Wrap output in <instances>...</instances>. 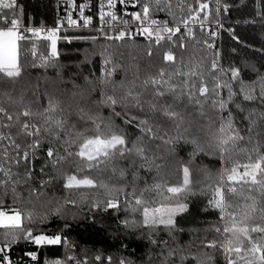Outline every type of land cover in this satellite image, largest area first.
<instances>
[{
    "label": "snow or ice",
    "instance_id": "snow-or-ice-1",
    "mask_svg": "<svg viewBox=\"0 0 264 264\" xmlns=\"http://www.w3.org/2000/svg\"><path fill=\"white\" fill-rule=\"evenodd\" d=\"M66 3L69 7L65 9L64 17L55 27L46 28L43 24H25L23 8L17 0H0V85H15L26 75L29 67L55 68L62 83L60 72L64 66L59 62L60 40L66 43L74 40L95 43L103 39L138 47L136 40L143 37L146 41L144 54L149 58L145 65L148 74L140 79L137 69L130 79L128 68L115 59L123 58L124 53L119 48L110 51L113 48L110 43L101 45L98 52L86 53V60L92 54L102 58V75L90 73L92 79L82 77L84 87L74 85L80 90L73 93V97L78 95L80 100L85 101L84 107H78L80 119L91 125L83 131H75L74 135L71 131L65 132V121L53 119L52 114L59 108L58 101L53 97L48 98L43 110L35 112L31 106L11 111L0 101V229L3 230L0 231V264H20L10 253L13 246L21 242L36 246L37 250L27 251L25 255L38 264L39 249L47 246L74 247L67 241L64 232L71 227L64 209L75 207L78 203L76 199L65 195L63 203L58 204L54 212L44 214L28 210L25 215L15 207L25 194L28 203L40 201L54 180L63 181L61 187L66 194L81 189L96 190L91 192L90 200L88 193H80L79 201L89 202L90 211L103 207L104 211L111 209L118 213L122 203L120 195L124 194V210L129 216L119 222L125 228H146L153 233L163 226L169 235L180 231L177 217L188 212V197L197 194L192 187L189 166H182V179L173 185L167 182L146 183L139 194L135 186V181L140 179V168L154 169L159 174L165 163L161 155L162 146H166L165 151L169 155H174L175 146L180 142L193 145L191 161L200 153L219 154L221 161L215 184L208 183L199 193H211L208 205L220 213V223L212 225L211 230L222 239L202 241L203 247L211 249L213 254L193 255L192 259L196 264H215L214 253L218 252L226 264H264V206H260L257 195H253L257 193L264 197V127L254 130L258 120L264 122V111H247L245 119L249 121V128L245 136L241 135L242 129L236 126L229 107L234 102L233 98L240 94L244 101L264 105V76L249 83L239 67L230 66L226 70L220 63L215 40L224 27L221 16L232 5L226 0H176L174 9L171 0H107V4L99 0L98 35L69 36V29L87 28L92 24L93 17L85 14L88 4H77L76 0H66ZM213 3L215 7H212ZM118 5L123 6L119 16L111 11ZM129 5H139V10L126 12ZM106 7L110 10L105 11ZM73 10L77 13L76 18H73ZM160 11L171 17V26L168 20L154 18V14ZM257 14L264 18V14ZM125 16L128 18H123ZM133 24L136 25L134 29L130 27ZM226 30L238 39L233 29ZM190 44L193 45L191 50ZM153 49L156 50L155 57ZM176 50H179V56ZM197 52L211 53V56L208 58L201 54L197 59ZM156 59L161 61L159 65ZM122 67L124 78L117 81L113 77ZM251 70L256 71L254 66ZM176 77L184 79L174 84L172 81ZM56 83V80L52 81L53 85ZM234 84L237 85L235 89ZM97 90L101 98L94 100L92 94ZM0 97H7L13 105L22 104L24 90L21 88L19 100H13L11 93L3 90H0ZM235 106L241 112L245 111L239 103ZM101 107L111 109L110 116H102L99 112ZM193 114L195 120L192 119ZM114 118L139 130L135 141L128 139L127 133L115 124ZM193 126L195 132L192 131ZM70 127L75 129V125ZM63 135L68 138H62ZM53 140L58 143L54 144ZM242 141H246L250 148L238 147ZM237 151L244 154L247 162L234 159ZM117 158L127 161L128 168L135 169L130 192H126V186L116 187L97 178V174L114 173L116 169L112 164ZM36 161H39V167ZM228 161H232L231 166H228ZM73 168L74 171H69ZM128 168H120L121 179H126ZM210 179L211 174L205 171V180ZM100 189L103 190L102 196ZM153 190L160 197L158 201L145 198V193ZM9 196L10 202L6 201ZM41 206H44L43 202ZM136 213H139V220L135 217ZM49 215L54 219H65V223L51 233L46 228ZM149 241L152 245L158 243L151 236ZM159 244L169 249L162 260V264H167L175 249L163 239ZM102 259L104 264H113L111 256L94 257L97 264ZM186 259L188 257L182 255L181 264ZM43 264H88V260L72 254L44 261ZM115 264L135 262L119 257Z\"/></svg>",
    "mask_w": 264,
    "mask_h": 264
},
{
    "label": "trees",
    "instance_id": "trees-1",
    "mask_svg": "<svg viewBox=\"0 0 264 264\" xmlns=\"http://www.w3.org/2000/svg\"><path fill=\"white\" fill-rule=\"evenodd\" d=\"M171 2L175 9L176 0H171ZM226 2L232 5V7H230L226 14H222L221 16L224 25L220 47L221 64L226 70L230 66L239 67L245 81L250 83L258 80L260 76H264V18L257 14H264V0H226ZM17 3L23 8L25 23H53L61 11L58 0H17ZM212 7H215L214 3ZM154 15L171 20V17L163 11L156 12ZM250 21H255V23H250ZM229 28L234 30L235 37L238 39H234L233 35L226 30ZM69 34V36L81 34L98 35L86 31H70ZM197 35L199 37V33ZM106 43L113 45L110 51L119 48V51L124 53L123 58L115 57V59H118L122 66L128 68L130 79L132 78V73L137 71V69L140 79L145 78L148 74L145 71V65L149 59L144 54L145 39L137 38L136 44L138 47L131 44L125 45L124 42H110L103 39L97 40L95 43L84 40H74L72 43H66L60 40L58 41V50L61 54L59 62L64 66L60 72L63 82H60L57 75L58 70L55 68L29 67L26 69V75L15 85H0V90L9 91L13 100H19L20 90L23 88V103L13 105L8 101L7 97H0V101H2L4 107L11 111L22 110L24 106H31L35 112L43 110L47 106L48 98L53 97L59 103V108L52 114L53 119L66 122L65 132L71 131L74 135L75 131H83L85 127L90 128V123L86 125L78 114V107H84L85 101L80 100L78 95L73 97V93H78L80 90L78 87H74V85L84 87L82 77L88 76L89 79H92L90 73H93L95 76L102 75L100 69L102 58L92 54L86 60V53L98 52L101 50V45ZM192 47L193 45L190 44L189 50ZM162 52L163 49L161 50V55ZM153 53L155 57V49H153ZM201 54L206 55L208 58L211 56V53L197 52V59ZM176 55H180L179 50H176ZM155 62L157 65L161 63L159 59H156ZM252 66H254L256 71L251 70ZM169 70L172 69L169 68ZM151 71H154V69ZM113 78L117 81L124 78L123 67L116 72ZM183 79V77H176L172 82L178 84ZM53 80L57 81L55 85L52 84ZM233 87L235 89L237 85L234 84ZM258 91L259 89L257 88ZM100 98L98 90L92 94V99L99 100ZM233 100L234 102L229 107L233 111L236 126L242 129L241 134H248L249 121L245 119L247 111L249 109H255L257 112L264 111V105H260L255 101H244L242 94L235 96ZM237 103L245 111L241 112L236 108L235 105ZM119 110V107H117V111ZM99 112L102 116L108 117L111 114V109L101 107ZM33 119L39 118L34 117ZM192 119H196L195 114H193ZM114 122L124 129L130 141H135L139 134L138 129L123 125L119 118H114ZM200 122L203 123V121ZM71 125H75V129H72ZM261 127H264V122L258 120L257 127L254 130H259ZM192 131H196L195 126H193ZM62 138L68 137L63 135ZM48 139L52 140V137H48ZM52 142L54 144L58 143L54 140ZM245 146L250 148V145H247L246 141H242L238 147ZM73 148H76L75 144ZM165 149L166 146L161 147V155L164 156L165 163L160 169L159 174L154 169L149 171L146 168H140L138 172L140 179L135 181V186L137 194H139L146 183L151 185L154 182H167L169 185H173L182 179V166H189L192 173V187L197 194L188 197V212L177 217V225L181 229L180 231H174L169 235L163 229V226H160L159 230L153 233H150L146 228H136L135 230L125 228L119 222L121 219L129 216V213L124 210V194L120 195L122 203L120 206L121 211L118 213L111 209L104 211L103 207L100 210L92 209L90 211L89 202L81 203L79 201L80 193H88L90 200L91 192L96 190L81 189L71 194H66L61 187L63 181L54 180L51 187L46 188L44 195L40 197V201L33 200L32 203H28L25 194L15 205L25 215L28 210L44 214L48 211L54 212L55 207L63 203L65 195H69L70 198L78 201L75 207L69 206L64 209L67 223L71 225L70 228L64 229V232L67 236V241L71 245H74V247L70 248L67 245L47 246L39 249V264L52 259L64 258L72 254H75L78 258L86 257L88 264H97L94 260V257L97 255L102 257L111 256L113 264H115L119 257L131 259L135 264H162V260L167 256L169 249L159 244L161 239L168 241L171 248L175 249L174 255L168 259L167 264H181L180 257L182 255L188 257L183 264H196L195 260L192 259L193 255L203 256L204 253L213 254L211 249L203 247L202 241L213 238L222 239L219 234L211 230L212 225L220 223V213L208 205L211 193L208 192L207 195H201L199 190L208 183L215 184L218 171L221 168L219 154L214 156L200 153L195 157L194 161H191L190 153L193 151V145L190 143L185 144L180 142L177 144L174 155H169ZM253 158H255L254 155ZM234 159H238L241 163L247 162L244 154L239 151L234 155ZM157 163H160V161H157ZM231 163L232 161H228V166H231ZM36 166L39 167V161H36ZM112 167L116 169L114 173L104 172L103 174H97V178L104 179L107 183L116 187L126 186V192H130L133 179L132 172L135 169L128 168L127 161H121L119 158L113 161ZM122 167L128 168L126 179H121L119 176V171ZM69 171H74V168L69 169ZM205 171L211 174L210 180H205ZM33 183L39 188L35 180ZM99 191L102 196L103 190L100 189ZM253 195H257L260 206H264V197H260L257 193H253ZM145 198L150 201H158L160 199L155 190L146 192ZM10 200V196L6 198V201L10 202ZM41 202H43V207L41 206ZM135 217L139 220V213H136ZM64 223L65 219H54L53 216L49 215V223L46 225L47 231L49 233L54 232ZM25 224H27L26 219ZM40 227H45V225H40ZM0 231L3 230L0 229ZM149 236L157 240L158 243L152 245L149 241ZM30 248H36V246L26 245L21 242L13 246L10 255L15 261L25 264L23 260L24 252ZM214 258L215 264H226L223 256L218 252L214 253ZM27 264H38V262ZM99 264H104L103 259Z\"/></svg>",
    "mask_w": 264,
    "mask_h": 264
},
{
    "label": "built area",
    "instance_id": "built-area-1",
    "mask_svg": "<svg viewBox=\"0 0 264 264\" xmlns=\"http://www.w3.org/2000/svg\"><path fill=\"white\" fill-rule=\"evenodd\" d=\"M59 1V4H60V7H61V11H60V14L58 15L57 19L55 22L53 23H25V24H28L30 26H38L39 24H43L46 28H51V27H55L57 22L62 19L65 15V9L69 7V5L66 3V0H58ZM76 3L77 4H88L89 7H86L84 9L85 11V14L86 15H90L93 17V20H92V24H90L87 28H71L67 31V34L70 35V31H86V32H90L92 34H98L97 32V28H98V24H99V20H98V10H99V0H76ZM104 3L107 4V0H104ZM123 6H120L118 5L117 9H111V11H114L116 12V14L119 16L121 13H120V8H122ZM110 9H108L107 7L105 8V11H109ZM135 10H139V5H136L135 7L129 5L125 11L126 12H132V11H135ZM77 16V13L75 12V10H73V18H76ZM125 19H127L128 17H123ZM154 18L157 19V20H168L169 21V25L171 26L172 25V21L168 18H163L161 16H158V15H154ZM130 27L132 29H134L136 27L135 24L133 25H130ZM222 33H223V29H220L219 31V35L218 37L216 38L215 40V44L216 46L218 47L219 49V52H220V47H221V40H222ZM138 38H142L144 39L143 37H138ZM220 63H221V59H220ZM30 250H37L36 248H30V249H27L25 250L24 252V262H27V263H31V261L29 260V258L25 255V253L27 251H30ZM38 254H39V250H38ZM40 256V254H39ZM20 264H23L20 263Z\"/></svg>",
    "mask_w": 264,
    "mask_h": 264
},
{
    "label": "rangeland",
    "instance_id": "rangeland-1",
    "mask_svg": "<svg viewBox=\"0 0 264 264\" xmlns=\"http://www.w3.org/2000/svg\"><path fill=\"white\" fill-rule=\"evenodd\" d=\"M226 92H227V90L225 89V90H224V94H225V95H226ZM241 135H245V136H247L248 134L246 133V134H241ZM240 144H241V142H240ZM240 144H239V145H240ZM239 145H238V146H239Z\"/></svg>",
    "mask_w": 264,
    "mask_h": 264
}]
</instances>
